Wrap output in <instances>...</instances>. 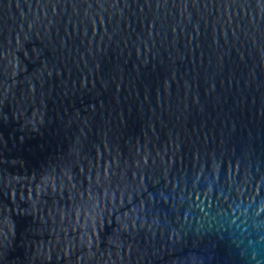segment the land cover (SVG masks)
I'll return each instance as SVG.
<instances>
[{
    "label": "water",
    "instance_id": "1",
    "mask_svg": "<svg viewBox=\"0 0 264 264\" xmlns=\"http://www.w3.org/2000/svg\"><path fill=\"white\" fill-rule=\"evenodd\" d=\"M0 264H264V0H0Z\"/></svg>",
    "mask_w": 264,
    "mask_h": 264
}]
</instances>
